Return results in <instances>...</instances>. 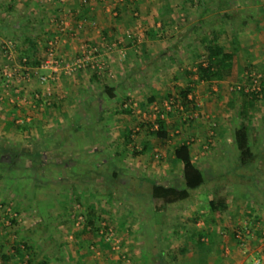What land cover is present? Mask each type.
I'll list each match as a JSON object with an SVG mask.
<instances>
[{
	"label": "rangeland",
	"instance_id": "374dc122",
	"mask_svg": "<svg viewBox=\"0 0 264 264\" xmlns=\"http://www.w3.org/2000/svg\"><path fill=\"white\" fill-rule=\"evenodd\" d=\"M203 1L212 10L203 20L222 14L229 23L220 41L235 53L236 66L224 81L199 79L203 48L187 34L200 21L201 0H0V20H11L12 29L0 33V68L12 41L15 60L24 56L31 67L28 90L48 100L16 103L0 80V146L21 150L45 139L44 164L65 161L45 177L34 168L26 180L20 169L10 170L9 155L0 160V264H27L29 257L35 264H202L197 258L209 251L187 245L191 233L212 226L210 198L236 212L234 232L215 225L210 244L217 260L210 263L264 264V0H227L223 10H216L220 0ZM50 49L62 67H82L41 82L35 69L51 60ZM190 79L192 104L181 96ZM248 92L257 96L246 108ZM122 105L132 115L117 113ZM157 117L170 139L141 129ZM243 125L254 152L247 165L234 142ZM182 142L194 145L207 180L189 199L155 200L153 185L184 188L173 156ZM81 172L91 188L72 184ZM254 208L263 212L256 228L247 217ZM155 210L160 222L173 225L175 240L147 239V230L161 232Z\"/></svg>",
	"mask_w": 264,
	"mask_h": 264
},
{
	"label": "trees",
	"instance_id": "16d2710c",
	"mask_svg": "<svg viewBox=\"0 0 264 264\" xmlns=\"http://www.w3.org/2000/svg\"><path fill=\"white\" fill-rule=\"evenodd\" d=\"M202 1V4H204V1ZM228 1L227 0H220L219 5L217 6L216 10H223L228 7ZM171 6L169 4L165 5V8L169 11H171ZM202 12L199 14L200 21L195 24L191 30L192 33H188V37L192 36L193 41H196L201 44L203 48V54L204 57L202 58L199 66L198 71L200 74L199 79L201 81H224L228 78L232 77V74L235 72V66H236V55L232 50H229L225 47V45L220 41V32H223L226 35H229L227 25H229L227 19L222 14H214L210 17H208L206 20H203V17L206 16L211 10L209 4H204L201 6ZM219 20L222 24L221 26L215 27L213 24L214 21ZM207 24V25H206ZM205 26L209 27V30H205ZM2 33V31H0ZM154 33H157V30L152 29L150 32H148L147 36L151 39H153L155 36ZM227 39V36H226ZM26 40L28 41L29 45H35V42L31 40L30 38L26 37ZM188 45L190 46V42H188ZM193 81L190 79L188 81V84L186 85L185 89L181 90V96L183 100H185V103L192 104L193 101L189 100V95L193 92L194 86ZM106 92L109 94L110 97L114 98V88L106 87ZM256 93L254 92H248L244 93V102L245 107L248 108L249 105L253 102V99L256 97ZM148 101L153 102L154 99L151 97L148 99ZM43 100H40L39 104L42 103ZM117 113H123L132 115V110L130 108L125 107L122 105L120 109L117 111ZM242 113L245 116L244 108L242 110ZM25 122V121H24ZM26 123V122H25ZM155 123V124H154ZM153 124H141L142 130H147L149 134L154 137L161 140H168L170 139L169 129L168 125L165 122L164 119L161 117H157L155 119ZM27 125L24 124H18L16 127L19 131H23L26 129ZM153 126V127H152ZM131 130V127H129ZM43 141H46L45 139ZM43 141H35L30 144L29 148H25L19 150L16 147H9L4 148L0 146V160L4 159L5 155H9L11 157L10 162L8 165L10 166V170H13L14 168L20 169L23 171L24 178L26 177V180L30 179V173L31 171L36 168L37 171L40 173V176L45 177V174L48 173L47 171H52L51 169L54 167L57 171V169H61L62 165H65V161L58 162V163H51L50 164H44L43 156L47 152V144ZM127 141H131V131L129 132V136H127ZM234 142L235 146L239 152L241 164L247 165L249 164L252 159L254 158V152L251 147V131L250 129L243 125L240 127H237L234 131ZM148 148V143L144 144V150ZM97 153L95 149H91V154ZM174 160L178 163L182 164V181L184 184V188L182 190H178L175 186H169L165 187L163 185H153L152 187V197L156 200H162L163 202H166L168 204H171L173 202H176L178 200H186L190 196L191 190H196L200 188L207 180L206 173L204 169L194 162V159L191 155V146L190 142H182L175 146L173 151ZM59 166V167H58ZM42 169V170H41ZM79 170H81L78 167ZM45 172V173H44ZM53 172V171H52ZM54 173V172H53ZM43 174V175H42ZM55 175V174H54ZM113 180H116L118 177L117 170L113 171ZM74 179H77L78 182H75V180H72V184L76 186L77 184H82L83 187H90V183L88 181H85L83 179L86 178L85 174L81 173H75ZM82 179L84 181H82ZM109 197L113 198V194L109 193ZM210 204V213H211V219L213 222L220 221L221 223H225L229 217V213L226 207V204L223 201H217V200H211L209 201ZM13 221H15L13 219ZM244 231V230H242ZM196 236H192L191 239H189V244L187 245V248H191L192 244L193 246H197L199 248H202L204 250H207L211 252V246L214 244L213 240L215 238L208 234L205 230L195 232ZM203 237H207L208 240H202ZM23 244V247L27 249V251H31L33 248L31 245H29L26 241H18V244ZM213 243V244H210ZM210 245V247H208ZM165 252H160L161 258H163V255ZM27 264H35L34 260H32L29 257V260L27 261ZM37 264H49L48 261L39 262Z\"/></svg>",
	"mask_w": 264,
	"mask_h": 264
},
{
	"label": "built area",
	"instance_id": "2783aa9c",
	"mask_svg": "<svg viewBox=\"0 0 264 264\" xmlns=\"http://www.w3.org/2000/svg\"><path fill=\"white\" fill-rule=\"evenodd\" d=\"M13 47L14 44L12 41L6 43L4 47L5 59L0 68V80L4 82V87L15 95L13 97H15L16 99H12V101L16 103H23L27 100V98H29V104H33L35 101L40 100H43V102H47L48 100L44 99L39 92H30L28 90V82L32 79L31 67H29L28 64V58L23 56L19 61H16L13 57ZM49 57L51 59L50 61L48 60L45 63H41L38 68L35 69V74L43 83L48 81L49 79H52L55 73L60 69L65 70V72H71L73 71V69H80L82 67L81 63H78L75 66L73 64L72 66L67 65L66 67H62L59 60L56 59L53 49H50ZM42 70H48L50 71V74L41 75L40 72ZM22 121L25 120L22 119Z\"/></svg>",
	"mask_w": 264,
	"mask_h": 264
},
{
	"label": "crops",
	"instance_id": "0c3cea01",
	"mask_svg": "<svg viewBox=\"0 0 264 264\" xmlns=\"http://www.w3.org/2000/svg\"><path fill=\"white\" fill-rule=\"evenodd\" d=\"M10 23H11V20H9V19H2V20H0V31H2V33L3 32H6L8 29H10V30H12L11 29V25H10ZM18 31H20V29H18ZM190 146H191V155H192V157H193V159H194V154H195V149H194V145H191L190 144ZM163 186H165V187H169V186H166V185H163ZM183 186H184V184H183ZM152 195V194H151ZM190 195H191V193H190ZM153 196V195H152ZM189 198H190V196H189ZM188 198V199H189ZM154 199V198H153ZM211 200H213V198H210V201ZM234 212V211H233ZM232 212V210H231V208H229L228 209V213H229V217H228V219H227V221H225V224L226 225H228L229 226V229H233L234 227H235V225H233V220L231 219L232 217H236L235 216V213L236 212H234L233 213ZM152 213H155L154 214V221L157 223V225L159 226V227H161V232L159 233V231H158V227H156L155 228V232L154 231H151V230H147V232H148V236H147V234H146V237H147V239H157V237H160V238H163V239H165V240H175V235H176V231L173 229V225L172 224H169V223H167V222H165V221H162V222H160V220L158 219V215L157 214H159V213H161L159 210L157 211V210H155V211H153ZM262 213L263 212H261L260 210H258V209H256V208H254L253 210H248L247 211V217H251V221L249 222V223H252V226L253 227H255L256 225H255V222L256 221H258L259 219L258 218H261V216H262ZM253 218V219H252ZM210 222L212 223V226L210 225V226H204V227H201V228H199V230L198 231H202V230H205L208 234H210V235H212L213 237H215V228L214 227H216V228H218L217 226H215V225H221V224H223V223H221L220 221H217V222H213L212 221V219H211V217H210ZM246 222H248V221H246ZM245 222V223H246ZM146 223H148V222H146ZM205 224V223H204ZM154 226H157L156 224H153ZM162 225H163V227H162ZM206 225V224H205ZM150 226H152V225H150ZM263 226H264V220H263ZM252 227V228H253ZM148 228V227H147ZM164 228H166V229H164ZM256 228V227H255ZM158 231V232H157ZM150 232L151 233H153V234H150ZM233 232H234V229H233ZM178 234V233H177ZM179 234H181V233H179ZM155 235V236H154ZM174 235V236H173ZM153 236V237H152ZM192 236H196V234L193 232V233H191L190 235H189V237H188V240L189 239H191L192 238ZM202 240H208V238L207 237H203L202 238ZM237 240V239H236ZM214 250L213 249H211V252H209V253H207L206 254V256L205 257H200V258H197V260H199V261H201L202 262V264H211L210 262L212 261V259L214 260V262L217 260V258L216 257H214ZM214 264V263H213Z\"/></svg>",
	"mask_w": 264,
	"mask_h": 264
}]
</instances>
